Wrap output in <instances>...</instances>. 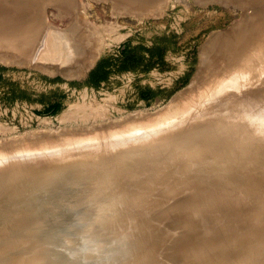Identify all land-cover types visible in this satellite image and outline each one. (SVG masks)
<instances>
[{
	"label": "rangeland",
	"instance_id": "rangeland-1",
	"mask_svg": "<svg viewBox=\"0 0 264 264\" xmlns=\"http://www.w3.org/2000/svg\"><path fill=\"white\" fill-rule=\"evenodd\" d=\"M132 3L130 1L115 2L114 0H75L68 11H63L55 4L54 6L53 4L41 5L38 16L28 30L27 49L16 46L0 48V59L2 57L0 60V264H64L65 260L70 257L77 264H204L200 261H205L206 258L209 261L208 264H230V262L231 264H264V197H262L264 196V130L259 131L264 126L261 127L260 120L254 118L253 121L252 118H250L252 120L248 118L249 121L247 119L249 128L244 130L248 135L246 137L245 133L242 135L243 129L241 131V128L236 129L238 131H235L231 137L225 133L224 145L221 146H224V149L230 146L228 153L226 152L227 155L225 151L223 154L221 148L218 154H214L212 148L209 147L211 141H205V143L196 141L190 146L186 145V141L190 138L202 139L203 130L205 132L219 131L218 122L222 123L221 120L225 116H211L210 120L213 123L207 120L211 124L209 129L206 127L194 129L186 122L185 125L182 122V128L178 127L180 130L176 128V131L173 128L171 132L170 129L173 124L177 125L185 119L186 115L192 118V112L187 111V108H181L182 110L177 113L174 108L183 101H180L179 96L193 87L199 69L203 68V63L215 60L202 72V76H207V78L215 74L212 73L215 68L220 69L226 63L228 53L221 50L214 54L213 46L224 35L248 27L255 13L259 10L264 11V0L250 1L249 7L245 0L232 2L223 0H132ZM114 4L117 7H114ZM52 35L67 37L74 45L76 52L68 62L63 64L55 58H43L44 49L47 43L51 42ZM38 55L42 56L38 58ZM217 63L218 67L215 66ZM100 65H102L100 68L105 76L104 79L97 83H89L90 76ZM250 68L252 70L249 74H246L248 68L239 71L237 75L240 80L234 76L237 80L234 79L233 82H238H235L236 85L230 84L231 87L227 85L230 82H223L225 79L229 81L231 77L227 79L226 76L220 75L222 78L219 77L220 80L217 78L220 83L221 81L223 83L220 84L218 81L216 82L218 85L214 83L216 95L220 90L219 87L223 85H227L230 89L226 86V88L222 87L227 92L219 91L220 96L219 93L216 96L214 91L211 96V89L208 90L211 97H216L214 99L208 95V103L214 106L209 107V111L211 108L216 110L214 108L221 103L229 105V110L232 109L231 106L238 107L232 104L230 106L229 103V97H234V92L236 96L240 91L256 85L257 92H264V53L254 58ZM242 82L245 84H239ZM233 89L236 91L233 92ZM250 99L252 102L258 100L253 107H264V102L260 103L264 99L259 100L253 94ZM203 101L205 100L201 103ZM200 105H196V109ZM228 107L223 109L228 111ZM184 109L186 112H191V115L185 113ZM238 110L232 111L235 116ZM217 111L218 113L225 112L221 108L220 112L219 109ZM214 112L209 113L213 115ZM229 112L225 115L231 114ZM219 117L221 119H218ZM174 118L178 120L177 124ZM242 119L247 125L248 121L245 118H241L237 123L240 122L239 125L242 126L244 124ZM226 120L224 123L228 124ZM224 126L226 127L224 124L221 125V128ZM144 127L147 128V132ZM165 130L175 136L167 135L168 132L164 134ZM173 131L177 133L181 131V133L177 135ZM257 131L259 134L256 133ZM157 135H163L162 143ZM148 138L156 140L153 142L154 147L151 144L148 145L151 143V139L147 140ZM220 140L212 144L218 145L217 142ZM141 142L147 143L142 144ZM139 145L143 147L140 148ZM162 146L166 148H161ZM171 146L174 148L177 146V150ZM145 147L149 149V152ZM207 147L210 148L209 151L203 150ZM234 147H236L235 150ZM153 149L162 150L164 153L153 152ZM134 150L135 152L144 151V154L139 152L135 155L133 159L137 161L131 159L130 164L133 169L121 176L124 183L117 182L116 178L108 177L105 172L115 168L116 161L124 160L126 162L124 165H129L130 159L127 163L126 155ZM97 151L103 156H98L100 153L95 154L98 153ZM159 153L162 155L157 157ZM188 153L199 158L209 157L210 153L214 155L210 156L213 157L212 159L209 157L210 163L190 160L193 162H191V167L189 160L185 161L188 157L184 160L185 162L178 161ZM76 157H81V160L80 158L77 160ZM217 158L220 159L216 160ZM166 170L168 175L176 173L177 177L171 175L169 177ZM178 173L193 176L190 185L187 186H190V189L193 187L194 191L185 188L186 183H181V179L180 182L177 181L180 184L175 182L183 176ZM97 175L100 176L102 187L95 193L90 192L97 196L93 201L85 198L84 194H86L88 185L92 183V179ZM232 179H234L233 182H231ZM227 182L231 183L227 184ZM236 182L237 187L241 186V188L235 187ZM119 183L122 185L119 186ZM257 183L261 184L262 190ZM229 184H232L235 192ZM244 186L245 188H242ZM78 189L80 191L74 200L70 204L67 203L64 198L71 195L73 190ZM246 189L248 193L251 192L249 198L245 197ZM217 191L222 194V197ZM223 191L227 194L226 196ZM254 191H260V193ZM148 192H151V195L157 193L156 197L155 195L153 197L143 196ZM215 192L218 194L216 197ZM241 193L244 201H241V196H238ZM62 195L65 197H60ZM212 195L213 200H217L216 204L212 203ZM41 197L44 198L40 199ZM54 197L60 198L53 201ZM40 200L45 202L42 203ZM129 200L132 202L127 205L132 209L135 208L134 212L132 209L128 212V215L132 212L130 217L127 215L128 218L122 221L115 220L110 223L112 225L108 226L102 222L96 224V220H91L97 211L103 213L108 219L115 215L118 216L119 213L125 211L123 203ZM167 201L169 203H165ZM217 202L225 205H219ZM231 202L237 206H233ZM260 202L263 206L259 205ZM32 204L38 205L39 208L25 212L24 209L35 206ZM197 204L198 207L203 208L200 214L199 210L194 208ZM103 206H105L104 209ZM190 209L192 212L195 210L196 218H194L195 214L192 216V212L189 217L188 210ZM226 212L227 215L229 214V216L226 215L227 217L224 216ZM234 214H236V219ZM243 214L246 216L243 217ZM215 217H218L217 220ZM225 218L231 221L226 222ZM181 219L183 226L180 225L179 220ZM183 219L187 220V223ZM219 219L221 220L218 221ZM222 220L226 223L224 224ZM90 221L91 224L94 225L95 222L96 225L88 228L84 224H89ZM238 221H241L240 224L237 223ZM227 223L235 224L231 228V224ZM251 223L256 227L250 225ZM46 224L51 226H45ZM81 226L88 230L84 231ZM103 226L106 231L96 238L98 239L96 242L105 247H102L99 254H95L85 245L84 236L90 231L92 237H95L98 228ZM235 227L237 229L234 230ZM77 229H80V232H76ZM165 229L169 234L160 232ZM236 230L238 231L234 232ZM158 231L159 233L154 236ZM146 232L150 234L146 235ZM138 234L142 237L141 240L145 241H140L145 246L139 242L137 244L132 242L131 239ZM167 235L168 237H165ZM124 237L127 239H123ZM36 246H40V253L34 261L30 258L32 256L30 248ZM106 247L111 252L104 253ZM249 248L254 251L255 256L254 259L251 255L253 260L251 262L249 258L247 259L250 254ZM113 252L118 255L112 261H108V255ZM77 254L79 257H76ZM21 256L27 257L26 260Z\"/></svg>",
	"mask_w": 264,
	"mask_h": 264
},
{
	"label": "bare ground",
	"instance_id": "bare-ground-1",
	"mask_svg": "<svg viewBox=\"0 0 264 264\" xmlns=\"http://www.w3.org/2000/svg\"><path fill=\"white\" fill-rule=\"evenodd\" d=\"M74 1L75 0H0V48H3V49H6V48H11V47H14V46H16L17 48L19 47V48H21V49H27L26 47H27V45H28V38L29 37H27V34H28V30H29V27H30V25L32 24V22L35 20V18L38 16V11L39 10H41L40 9V6L41 5H45V4H53V6H54V4L55 5H57L59 8H61L63 11H68V10H70L71 9V7H72V4L74 3ZM87 1V0H86ZM99 1V0H98ZM115 2L117 1V2H131V4H133L132 3V0H114ZM143 1H146V0H143ZM149 1H151V0H149ZM156 1V0H155ZM198 1V0H197ZM224 2H232V1H235V0H223ZM250 1H254V0H245V3H247L248 4V7H249V4H250ZM238 2V1H237ZM149 3V2H148ZM236 3V2H235ZM234 3V4H235ZM254 3V2H253ZM253 3H251V4H253ZM261 3H263V2H261ZM246 4V5H247ZM241 5H242V3H241ZM244 5V4H243ZM259 5V4H258ZM261 5V4H260ZM114 7H117V6H115V4L113 5ZM257 6V5H256ZM259 7V6H258ZM251 8V7H250ZM260 8V7H259ZM263 8V7H262ZM112 9H113V7H112ZM114 10V9H113ZM112 10V11H113ZM119 10V9H118ZM263 10H264V8H263ZM58 11V10H57ZM115 12V11H114ZM113 12V13H114ZM254 12H256L255 11V9H254ZM116 13V12H115ZM118 14V13H117ZM116 14V15H117ZM63 15V14H62ZM65 15V14H64ZM120 15V14H119ZM45 20V19H44ZM34 23V22H33ZM45 25V24H44ZM51 38V37H50ZM53 38V39H52ZM52 38H51V42L48 44L47 43V46H46V49H44L45 51H44V53H43V58L44 59H46V58H55V60H59L60 61V63H66V62H68L69 61V59H71L72 58V55H73V53H75L76 51H75V49L73 48V46L74 45H72L71 44V40L69 39V38H67V37H62V36H55V35H52ZM43 41V40H42ZM49 41V40H48ZM221 50H224L226 53H228L227 55V60H226V63H224L223 64V66H221V68L219 69H214L213 71H212V73H215V74H213V75H211V76H208V78H207V76L205 77V76H202V72L204 71V69L206 70L207 68H208V66L209 65H211L212 64V62L214 63V61L215 60H213L212 62H210V63H203V68H201V69H199V72H198V74H197V76H196V78H195V81H194V83H193V87L189 90V91H187V92H184V93H182L180 96H179V99H180V101H182V102H180V103H178L177 104V106H176V108H174V110L176 111H174L175 113H177L179 110H182L181 108H187V111H191L192 112V118H190V117H188L187 115L185 116V114H184V116H185V119H182V121H180L181 119H179V121L180 122H178V124H177V121L178 120H176L175 118L173 119L174 121H176V124L177 125H175V124H173V127L171 128L170 127V129H171V132H172V129L174 128V129H179L178 127H180L181 126V124H182V122L184 123V125L186 124V123H189V125L191 124V126H189V127H192V128H194V129H201V128H204V127H206V128H208L209 129V127L211 126V124L210 123H213V121L212 120H210V119H212L211 118V116H214L215 117V115H217V116H225V118L224 119H222L221 121H223L222 123H219L218 121H220V120H218V121H215L216 123L218 122V124L220 125V128H219V125H218V128H219V131H210V132H205V130H203L204 132H203V134L201 135V136H203L204 137V139H203V137H201L202 139H196V140H194V139H192V138H190L189 139V141H186V145L188 146H190L191 144H193V142H196V141H200L199 143H205V141H211L210 142V144L211 145H214V143L212 144V142H215L216 143V141L217 140H219V139H221L220 140V142L218 141L217 143H218V145L217 144H215L214 146H211L210 144H208V145H210L209 147L210 148H212L211 150L213 151V153L214 154H218L219 153V151H221L219 148H221L222 149V152L223 151H225V155H227L226 154V152H227V150H228V148L230 147H228L227 149H224L223 147L224 146H221L223 143H224V141H223V136H226L225 135V133H227V135H230V137L232 136V135H234V133H235V131L237 132L238 130H236V129H239V128H241L240 130L242 131V129H243V131L245 130L246 131V129H248L249 128V121L250 120H252L253 119V121H254V118L257 120H260V123H261V127H263L264 126V107H262V106H259V107H253V105L255 104V103H257L258 102V100H256V101H253L252 102V100L250 99V96H251V94H253V95H255V96H257V99H259V100H261V99H264V92L263 91H261V92H257L256 91V87H257V85L255 86V87H249V88H247V89H245V90H242V91H240V93L238 94L237 93V95L235 96V92L234 91H236V90H234L233 89V92H234V97L233 96H231V97H229L230 98V106H231V104L232 105H236V106H238V107H232L231 106V108L233 109H231L232 111H236V110H238L237 112H236V115L237 116H235V113H233L231 110H229V105L228 106H226L225 104H223V103H221V104H217V107H215L214 109H216V110H212V108L210 109V111H211V113L212 112H214V111H216L217 113H218V109H219V112H220V108L222 109V111H225L224 113H216V112H214L213 113V115L211 114V113H209L210 111H209V107H214L213 105H211L210 103H208L209 101H208V99L207 98H209V96L211 95H213L212 94V91H214V93H215V95H216V92H215V87H214V83H216L217 81H218V79L217 78H219V77H221L222 78V76H220V75H224V76H226L227 77V79H229V77H231L230 78V80L229 81H227L226 79L225 80H223V82L224 81H226V82H230L229 84H227V85H229L230 87H231V85L230 84H233V85H236L235 84V82H238V81H235V82H233L234 81V79L235 80H237L236 78L238 77V80H240L239 79V76L237 75L238 73H239V71H242L243 69L245 70L246 68H248L249 70H248V73H246V74H249L250 72H251V70H252V68H250V66H252L253 65V62H254V58L256 57V56H260V54H262V53H264V11H260L259 10V12H257V13H255V16L250 20V23H249V26L248 27H246V28H244V29H240V30H238V31H235V32H233V33H228L227 35H224L223 37H221L220 38V40H219V42H217L214 46H213V52H214V54H217L218 52H220ZM12 51V50H11ZM204 55V54H203ZM39 56V55H38ZM40 56H42V55H40ZM40 56L38 57V58H40ZM7 57H9V56H7ZM7 57L5 58V59H7ZM262 57V56H261ZM4 58V57H3ZM10 58V57H9ZM38 58H36V59H38ZM1 59H2V57H1ZM0 59V60H1ZM12 59V58H11ZM42 59V58H41ZM4 60V59H3ZM10 60V59H9ZM10 62V61H9ZM258 63V62H257ZM9 64V63H8ZM215 66L216 67H218V63L217 64H215ZM259 68V67H258ZM247 71V70H246ZM237 75V76H236ZM243 75V74H242ZM234 76L236 77V78H234ZM202 77H204L203 79H202ZM244 77V79H245V76H243ZM242 77V78H243ZM221 78H219V80L221 79ZM224 78V77H223ZM202 79V80H201ZM233 79V80H232ZM243 79V80H244ZM219 83H220V81H218ZM222 81H221V83L220 84H222L223 83ZM233 82V83H232ZM262 82V81H261ZM264 82V81H263ZM262 82V83H263ZM244 82H242V83H239V84H243ZM217 84V83H216ZM245 84V83H244ZM218 85V84H217ZM227 85H225L226 87H228ZM238 85V84H237ZM224 85L223 86H221V87H219L220 88V90L218 89V86H217V89L219 90V91H224V90H226V89H222V87H224V88H226ZM259 86V85H258ZM260 86H262V85H260ZM259 86V87H260ZM212 87V88H211ZM230 87H228V89H230ZM241 87H242V85H241ZM258 87V88H259ZM264 87V86H263ZM262 87V88H263ZM239 88V87H238ZM211 89V90H210ZM235 89H237V88H235ZM252 89H255V91H252ZM208 90H210V92H211V94L209 95V93H208ZM240 90V89H239ZM257 90H259V89H257ZM264 90V89H263ZM219 91H217L218 93H219V96H220V93L221 92H219ZM225 93L227 92V91H224ZM218 93H217V95H218ZM223 93V92H222ZM229 93H231V91L229 92ZM233 93H231V95H232ZM209 95V96H208ZM216 95V96H217ZM210 96V97H211ZM218 96V97H219ZM226 96V95H225ZM182 97V98H181ZM214 97V96H213ZM213 97H211V98H213ZM252 98H253V96H252ZM255 98V97H254ZM214 99H216V97H214ZM219 99V98H218ZM225 99V98H224ZM176 100H178V98L176 99ZM197 100V101H196ZM202 100H205V101H203V103H201V101ZM210 100V99H209ZM211 100H213V99H211ZM200 101V102H199ZM214 101V100H213ZM216 102H217V100H215ZM226 102V101H225ZM262 102H264V101H261L260 103H262ZM199 104H201L200 106L202 107H198L197 109H196V107L199 105ZM203 104V105H202ZM197 105V106H196ZM208 106V107H207ZM225 106V107H224ZM226 107H228V111L226 110V109H223V108H226ZM196 110H195V109ZM199 108H200V110H199ZM238 108V109H237ZM194 109V110H193ZM183 111H185V109L183 110ZM231 112V114H233V115H231V114H227V115H225L226 114V112L228 113V112ZM191 112H186L185 111V113H187L188 115H189V113H190V115H191ZM229 112V113H230ZM174 113V114H175ZM208 114V115H207ZM211 114V115H210ZM210 115V116H209ZM177 116V115H176ZM175 116V117H176ZM178 116H179V114H178ZM183 116V117H184ZM208 116H209V118H208ZM243 116V117H242ZM180 117V116H179ZM193 117H195V118H193ZM245 118L246 120L249 118H252V119H248L247 121V125H245L246 123H245V121H243V119L241 120V121H243L244 122V124H242V126H240L239 125V123H237V121H239L240 119H236V118ZM177 118V117H176ZM187 118V119H186ZM190 118V119H189ZM226 118L228 119V120H226ZM210 120V121H212V122H210L209 123V121H207V120ZM218 119H221L220 117L218 118ZM213 120H214V118H213ZM224 120H226V121H228V122H226V123H228V124H225L224 123ZM164 122V121H163ZM166 122V121H165ZM186 122V123H185ZM168 123V122H167ZM173 123V122H172ZM171 123V124H172ZM238 125H237V124ZM255 123V122H254ZM256 123H258V122H256ZM155 124V123H154ZM153 124V125H154ZM163 124V123H162ZM169 124H170V121H169ZM215 124V123H214ZM223 124L224 125H226V127L224 126V127H222V128H224V129H222L221 128V125L223 126ZM147 125H149V124H147ZM258 125V124H257ZM260 125V124H259ZM263 125V126H262ZM162 126V125H161ZM169 126V125H168ZM216 126V125H215ZM183 126H181V128H182ZM186 127V126H185ZM227 127H229V128H227ZM248 127V128H247ZM253 127V126H252ZM145 128V127H144ZM150 128V127H149ZM167 128V127H166ZM191 128V129H192ZM251 128V127H250ZM146 129L147 128H145V131H146ZM165 129V128H164ZM170 129H169V131H170ZM177 129H176V131H177ZM211 129V128H210ZM150 130V129H149ZM167 130V129H166ZM165 130V133L164 134H166V132H168V134L167 135H169L170 134V136L172 135V133L171 132H169V131H166ZM180 130V129H179ZM188 130V129H187ZM250 130V129H249ZM256 130H258V128L256 127ZM262 130H264V128H260V130L259 131H262ZM144 131V130H143ZM182 131V130H181ZM181 131H180V133H181ZM184 131V130H183ZM189 131V130H188ZM188 131H185V132H188ZM240 131V132H241ZM242 131V135H244V133H245V131L243 132ZM138 132V131H137ZM147 132V131H146ZM174 133H177V132H175V131H173ZM131 133V132H130ZM162 133V134H163ZM173 133V134H174ZM179 133V131H178V133H177V135H179L180 134ZM212 134V133H214L213 135H210V136H208L207 134ZM252 133V132H251ZM256 133H258V131L256 132ZM150 134V133H149ZM163 134V135H164ZM238 134V133H237ZM240 134V133H239ZM239 134H238V136H239ZM259 134V133H258ZM115 135V134H114ZM123 135V134H122ZM127 135V134H126ZM128 135H130L129 133H128ZM154 135V134H153ZM163 135L161 136H159V135H157V136H155V137H157V138H161V137H163ZM166 135V136H167ZM116 136V135H115ZM151 136V135H150ZM165 136V135H164ZM173 136H175V135H172V137ZM240 136H241V134H240ZM246 136H248V135H246V133H245V137ZM263 136V135H262ZM130 137V136H129ZM141 137V136H140ZM152 137V136H151ZM154 137V138H155ZM167 137H169V136H167ZM167 137H165V138H167ZM171 137V138H172ZM229 137V139L231 140V138ZM243 137V136H242ZM245 137H243V138H245ZM106 138V137H105ZM121 138V137H120ZM164 138V137H163ZM125 139V138H124ZM127 139H128V137H127ZM130 139V138H129ZM149 139H151V138H148L147 140H149ZM228 139V140H229ZM234 139V138H233ZM239 139L240 140H242L240 137H239ZM246 139V138H245ZM259 139V138H258ZM101 140V139H100ZM99 140V141H100ZM104 140V139H103ZM147 140H144V141H147ZM152 140V141H151ZM150 140V142L151 143H149L148 145H153V147L155 146L154 144H153V142L154 141H156L155 139L153 140V139H151ZM159 140H161V143H162V138L161 139H159ZM164 141H166L165 139H163ZM181 140V139H180ZM215 140V141H214ZM114 141H116V140H114ZM120 141V140H119ZM134 141V140H133ZM132 141V142H133ZM158 141V140H157ZM236 142H237V140H235ZM243 141V140H242ZM122 142V141H121ZM160 142V141H159ZM177 142H179V141H177ZM98 143V142H97ZM110 143V142H109ZM135 143V142H134ZM142 143V142H141ZM144 144L145 143H147V142H143ZM142 143V144H143ZM161 143H159V144H161ZM176 143V142H175ZM174 143V144H175ZM244 143V142H243ZM106 144V143H105ZM112 144V143H111ZM114 144V143H113ZM130 144V143H129ZM163 144H165L164 142H163ZM177 144V146H179L178 145V143H176ZM181 144H183L182 142H181ZM180 144V145H181ZM238 144H240V143H238ZM237 144V145H238ZM86 145V144H85ZM126 145V144H125ZM135 145V144H134ZM147 145V144H146ZM157 145H158V142H157ZM171 145H173V144H171ZM184 145V144H183ZM208 145H206V146H208ZM217 145V146H216ZM224 145V144H223ZM255 145V144H254ZM70 146V145H69ZM118 146V145H117ZM140 146V145H139ZM145 146V145H144ZM170 146V144L168 145V147ZM174 146V145H173ZM173 146H171V147H173ZM177 146H176V148H174L173 147V149L174 150H177ZM232 146V145H231ZM78 147V146H77ZM128 147H131V148H133L132 146H128ZM127 147V148H128ZM141 147H143V146H140V148ZM148 147V146H147ZM147 147H145V149H147ZM150 147V146H149ZM152 147V146H151ZM241 147V146H240ZM65 148V147H64ZM92 148V147H91ZM102 148V147H101ZM105 148V147H104ZM116 148V147H115ZM118 148V147H117ZM121 148V147H120ZM123 148H125L126 149V147H123ZM137 148H138V146H137ZM137 148H136V150H137ZM140 148H138L139 150H140ZM161 148H166V147H164V146H162ZM178 148H180V147H178ZM210 148H208L207 147V149L206 148H204L203 150H210ZM214 148V149H213ZM232 148H233V146H232ZM231 148V149H232ZM235 148L236 147H234V150H235ZM87 149H89V148H87ZM103 149V148H102ZM124 149V150H125ZM129 149V148H128ZM133 149H135V148H133ZM133 149H131V150H133ZM142 149H144V148H142ZM144 149V150H145ZM157 149H159V148H157ZM163 149V150H164ZM172 149V148H171ZM170 149V150H171ZM196 149V148H195ZM257 149V148H256ZM59 150V149H58ZM91 150V149H90ZM93 150H94V148H93ZM104 150V152H106V150L105 149H103ZM113 150V149H112ZM112 150H110V151H112ZM117 149H115V151H116ZM130 150V149H129ZM154 150V149H153ZM161 150V149H160ZM76 151V150H75ZM92 151V150H91ZM96 151V150H95ZM143 151V150H142ZM147 151L149 152V149H147ZM151 151V150H150ZM155 151H158V152H161L162 153V150L161 151H159V150H154L153 152H155ZM173 151V150H172ZM231 152L233 151V150H230ZM78 152V151H77ZM98 152V151H97ZM103 152V151H102ZM103 152V153H104ZM118 152V151H117ZM116 152V153H117ZM128 152V151H127ZM139 152H141V151H139ZM138 151L137 152H135V150L133 151V152H129L128 153V155H126L127 157H126V159H127V163H128V159H130V161H129V165L127 164H125L124 165V163H126V162H124V160H118V159H116V160H118V161H116L113 165L115 166V168L113 167V168H111V169H109V171L107 170V172H105L107 175H108V177H112V178H116V181L118 182V181H120V182H122V183H124V181H122V180H124V179H122V175H124V174H128V172L129 171H131L132 169H133V167L131 166L132 164H130L131 163V159H133L134 157H135V155H137L138 153H139ZM144 152V151H143ZM143 152H141V153H143ZM153 152L151 153L152 155H153ZM221 152V153H222ZM66 153V152H65ZM76 153V152H75ZM81 153V152H80ZM79 153V154H80ZM87 153V152H86ZM100 153V154H99ZM107 153L109 154V151H107ZM106 153V154H107ZM115 153V154H116ZM140 153V154H141ZM157 153V152H156ZM164 153V152H163ZM162 153V154H163ZM166 153H168L167 152V150H166ZM228 153V152H227ZM69 154V153H68ZM88 154V153H87ZM95 154H99L98 156H103L102 154H101V152H98V153H95ZM117 154H119V152L117 153ZM144 154V153H143ZM142 154V155H143ZM145 154H146V152H145ZM148 154V153H147ZM155 154V153H154ZM162 154H158V156L157 157H159V155H162ZM191 155V153H188V154H185V155H183L184 157H179L180 159L178 160V161H180L181 162V160H183V162H185V161H188V163L190 162H192V161H190V160H197L198 161V163L200 162V163H210L209 161L213 158H211L210 156L212 155H214V154H211L210 153V160H209V157H201V158H199V157H193V155H191L192 156V158L190 159V155ZM192 154H193V150H192ZM223 154H224V152H223ZM62 155V154H61ZM83 155V154H82ZM90 155V154H89ZM104 155H105V153H104ZM120 155V154H119ZM244 155V154H243ZM248 155V154H247ZM63 156V155H62ZM61 156V157H62ZM108 157L110 156V155H107ZM107 156H106V158H107ZM145 156V155H144ZM143 156V157H144ZM67 157V156H66ZM68 157H70V155L68 156ZM85 157H87L86 155H85ZM139 157V156H138ZM152 157V159H153V156H151ZM156 157V156H155ZM188 157V158H187ZM45 158V157H44ZM64 158V157H63ZM78 158H80V160H81V157H76V159L78 160ZM84 158V157H83ZM95 158H97L96 157V155H95ZM117 158V157H116ZM124 158H125V155H124ZM140 158V157H139ZM145 158H147V156L145 157ZM144 158V159H145ZM187 158V159H186ZM227 158V157H226ZM236 158V157H235ZM100 159V158H99ZM114 159V158H113ZM143 159V158H142ZM141 159V160H142ZM152 159H150L149 158V160H152ZM176 159H178V158H176ZM186 159V160H185ZM218 159H220V158H217L216 160H218ZM32 160V159H31ZM84 160L86 161V158H84ZM133 160H136V159H133ZM185 160V161H184ZM137 161V160H136ZM139 161H140V159H139ZM176 161V160H175ZM114 162V161H113ZM135 161H133V163H134ZM148 162V161H147ZM24 163V162H23ZM139 163H141V162H139ZM187 162H186V164H187V166L189 165ZM193 163V162H192ZM192 163H191V167H192ZM197 163V162H196ZM219 163V162H218ZM17 164V163H16ZM15 164V165H16ZM111 164V163H110ZM184 164V163H183ZM185 164V165H186ZM194 164H195V162H194ZM221 164V163H220ZM234 164V163H233ZM18 165V164H17ZM24 165V164H23ZM28 165V164H27ZM29 165H31L30 163H29ZM19 166H20V164H19ZM47 166V165H46ZM112 166V165H111ZM166 166V165H165ZM182 166H184V165H182ZM189 166V167H190ZM194 166V165H193ZM7 167V166H6ZM186 167V166H185ZM232 167V166H231ZM110 168V167H109ZM136 168V167H135ZM184 168V167H183ZM255 168V167H254ZM185 169V168H184ZM183 169V170H184ZM159 170H161V168L159 169ZM144 171V170H143ZM167 171V170H166ZM160 172V171H159ZM193 172V171H192ZM260 172H262V171H260ZM167 173V175H168V171L166 172ZM247 173V172H246ZM147 174V173H146ZM178 174H180V173H178ZM163 175V174H162ZM164 175H166L165 173H164ZM170 175L171 174H169L168 176L170 177ZM181 176L183 175V174H180ZM208 175V174H207ZM247 175H249V174H247ZM251 175V174H250ZM155 176V175H154ZM168 176H166L167 178H169ZM171 176H176V173H175V175H171ZM204 176H206V175H204ZM253 176V175H252ZM121 177V178H120ZM177 177V176H176ZM180 177V176H179ZM99 178H100V176L99 175H97V176H95L93 179H92V183H90L89 185H88V187L86 188V194H84V197L85 198H88V199H90V200H93L94 201V199L97 197L96 195H93V194H90V192H93V193H95L96 192V190H98V189H100L101 187H102V183L100 182V180H99ZM165 178V177H164ZM174 177H172V179H173ZM200 178H202V177H200ZM148 179V178H147ZM166 179V178H165ZM175 179V178H174ZM180 179H181V183H186L185 184V188H189L190 189V186L188 187L187 185H190V180L191 179H193V176H182L181 178H178V179H176V183L178 184L179 182H180ZM136 180V179H135ZM138 180V179H137ZM233 180L234 179H232V181L231 182H233ZM162 181V180H161ZM177 181H179V182H177ZM183 181V182H182ZM230 181V180H229ZM142 182V181H141ZM145 182H146V180H145ZM148 182V181H147ZM163 182V181H162ZM161 182V183H162ZM166 182H167V180H166ZM174 182V183H175ZM188 182V183H187ZM231 182H227V184L228 183H231ZM235 182V181H234ZM116 183V182H115ZM158 183V182H157ZM171 183V182H170ZM153 184H155V183H153ZM180 184V183H179ZM240 184V183H239ZM238 184V185H239ZM258 184V183H257ZM256 184V185H257ZM120 185H122V184H120L119 183V186ZM126 185V184H125ZM233 185H234V183H233ZM236 185V186H235ZM234 186L235 187H237V182H236V184H235ZM241 185V184H240ZM259 185V184H258ZM132 186V185H131ZM229 186H232V184L230 185L229 184ZM122 187V186H121ZM228 187V186H227ZM234 187V188H235ZM238 187H240L241 188V186H238ZM237 187V188H238ZM248 187H250V186H248ZM253 187V186H252ZM252 187H251V189H252ZM259 188L261 187V184L258 186ZM257 187V188H258ZM193 188V187H192ZM190 189V190H193V189ZM222 188V187H221ZM226 188V187H225ZM242 188H245V186L244 187H242ZM258 188V189H259ZM88 189V190H87ZM195 189V188H194ZM198 189V188H197ZM196 189V190H197ZM236 189V188H235ZM239 189V188H238ZM261 190H262V187L260 188ZM259 189V190H260ZM186 190V189H185ZM184 190V191H185ZM217 190V189H216ZM227 190V189H226ZM229 190H231V187H229ZM253 190H255L254 189V187H253ZM252 190V191H253ZM78 191H80L79 189L78 190H73V193L71 194V195H69V196H67V197H65V196H60V197H65L64 199L67 201V203H71L73 200H74V198L76 197V195L78 194ZM194 191V190H193ZM218 191H219V188H218ZM218 191H217V193H218ZM232 191H233V186H232ZM239 191V190H238ZM224 192V191H223ZM228 192V191H227ZM233 192H235V191H233ZM232 192V193H233ZM246 192H247V189H246ZM254 192H256V191H254ZM257 192H259L260 193V191H257ZM256 192V193H257ZM263 192V191H262ZM261 192V193H262ZM129 193V192H128ZM131 193V192H130ZM220 193V192H219ZM218 193V194H219ZM221 193H222V189H221ZM220 193V194H221ZM117 194V193H116ZM127 194V193H126ZM155 194H157V193H153V195H155ZM160 194V193H159ZM162 194V193H161ZM218 194H216V192L214 193V196L216 197V195L218 196ZM220 194H219V196H220ZM228 194H229V192H228ZM246 194V193H245ZM245 194H243V196H245ZM249 194H251V192L250 193H248L247 192V194H246V196L245 197H248L249 198ZM48 195V194H47ZM81 195V194H80ZM153 195H151V192L149 193H144L143 194V196H152L153 197ZM224 195L226 196L227 194H225V192H224ZM259 195V194H258ZM122 196H124V195H122ZM129 196V195H128ZM206 196V195H205ZM238 196H241V201L243 200V198L244 197H242V193H241V195H238ZM252 196V195H251ZM251 196H250V198H251ZM60 197H57V198H55V199H53V201H55V200H58ZM132 197V196H131ZM137 197V196H136ZM147 197V198H148ZM155 197H156V195H155ZM196 197V196H195ZM207 197V196H206ZM209 197V196H208ZM220 197H222V194H221V196ZM219 197V198H220ZM261 197V196H260ZM262 197H264V196H262ZM42 198H44V197H41L40 199H42ZM126 198V197H125ZM124 198V200H126ZM210 198V197H209ZM238 198V197H237ZM255 198V197H254ZM258 198V197H257ZM130 199V198H129ZM155 199V198H154ZM181 199V198H180ZM208 199V198H207ZM212 200L214 199L213 198V195H212V198H211ZM222 199V198H221ZM239 199V198H238ZM118 200V199H117ZM131 200V199H130ZM126 201L125 203H123V204H125V211H123V212H121V213H119V215L118 216H114L115 217V219H114V217H111V219H108V218H106L105 216H104V214L103 213H101L100 211H97V212H95V216L91 219L92 221H95L96 220V224H98L99 222H102V224L104 223L106 226H108V225H112V224H110L111 222H113V221H118V220H120V221H122L124 218H126L127 217V215H128V212H130L131 211V206H129V205H127L129 202H132V201ZM175 200H178V199H175ZM174 200V201H175ZM193 200V199H192ZM210 200V199H209ZM218 200H220V199H218ZM246 200V199H245ZM42 203H44L45 201H42V200H40ZM183 202H184V200H182ZM191 201V200H190ZM201 201H203V200H201ZM217 201V200H216ZM215 200H213L212 201V203L214 202V204H216L215 202H216ZM221 201V200H220ZM239 201V200H238ZM244 201V200H243ZM250 201H252L253 202V200H250ZM256 201H258V200H256ZM264 201V200H263ZM262 201V202H263ZM176 202V201H175ZM204 202H209V201H204ZM248 202V201H247ZM165 203H169L168 201L167 202H165ZM191 203V202H190ZM198 203H200V202H198ZM211 203V204H212ZM217 203H219V202H217ZM221 203H222V201H221ZM221 203H219V205H223V204H221ZM232 203V202H231ZM231 203H229L230 205H231ZM238 203V202H237ZM236 203V204H237ZM264 203V202H263ZM155 204V203H154ZM176 204V203H175ZM178 204V203H177ZM207 204V203H206ZM233 204V206H235L234 205V203H232ZM255 204H258V203H256L255 202ZM32 205H35V206H32V207H29V208H26V209H24V211L26 212H28L29 210H33V211H35L36 209H38L39 207H37L38 205H36V204H32ZM112 205V204H111ZM160 205V204H159ZM163 205V204H162ZM165 205V204H164ZM181 205V204H180ZM184 205V204H183ZM188 205V204H187ZM193 205V204H192ZM225 205V204H224ZM259 205H261V206H263V204H261V202H260V204ZM123 206V205H122ZM201 206V205H200ZM209 206V205H208ZM207 206V207H208ZM237 206V205H236ZM235 206V207H236ZM100 207V206H99ZM104 207L105 206H103V209H104ZM121 207V206H120ZM161 207V206H160ZM174 207V206H173ZM172 207V208H173ZM193 207V206H192ZM196 207H198V204H197V206H194V208H195V210H199V212L198 211H196V212H198L199 214H200V212H201V210H203V208L201 209L200 207H198L197 209H196ZM205 207V206H204ZM215 207H217V206H215ZM226 207V206H225ZM162 208H163V206H162ZM168 208V207H167ZM213 208H214V206H213ZM218 208V207H217ZM216 208V209H217ZM229 208V207H228ZM260 208V207H259ZM135 209V208H134ZM134 209H132V211L134 212L135 210ZM169 209V208H168ZM177 209V208H176ZM180 209H181V207H180ZM185 209V208H184ZM188 209V208H187ZM192 209V208H191ZM191 209L190 210H188L189 212H188V214L190 215L189 217H191ZM219 209H220V207H219ZM221 209H223V207L221 208ZM226 209H227V207H226ZM226 209H224V210H226ZM233 209V208H232ZM231 209V210H232ZM255 209V208H254ZM195 210H194V212H192V216H193V214H195ZM204 210H205V208H204ZM210 210V209H209ZM213 210H215V209H213ZM230 210V211H231ZM234 210V209H233ZM261 210V209H260ZM212 211V210H211ZM218 211V210H217ZM220 211V210H219ZM227 211V210H226ZM112 212V211H111ZM185 212V211H184ZM205 212H206V210H205ZM224 212V211H223ZM228 212H229V210H228ZM233 212V211H232ZM97 213V214H96ZM187 213V212H186ZM212 213V212H211ZM214 213H215V211H214ZM221 213V212H220ZM219 213V215L221 216V214ZM233 213H235V212H233ZM113 214V213H112ZM138 214V213H137ZM155 214V213H154ZM187 214V215H188ZM202 214L204 215V212L202 211ZM201 214V215H202ZM206 214V213H205ZM217 214H218V212H217ZM236 214H237V212H236ZM236 214H234V216H235V219L237 218L236 217ZM93 215V214H92ZM132 215V212L128 215L129 217ZM158 215V214H157ZM197 214H195V217L194 218H196L197 216H196ZM227 215V212H226V214L224 215V216H226ZM231 215H233V214H231ZM153 216V215H152ZM184 216V215H183ZM214 216V215H213ZM212 216V217H213ZM217 216V215H216ZM220 216H219V218H220ZM227 216H229V214L227 215ZM226 216V217H227ZM234 216H232V217H234ZM244 216H246V214L244 215L243 214V217ZM258 216H261V215H258ZM185 217H186V215H185ZM188 217V216H187ZM223 217V216H222ZM254 217V216H253ZM128 218V217H127ZM164 218V217H163ZM162 218V219H163ZM194 218H192L193 220H194ZM198 218H199V216H198ZM216 218H218V217H215V219ZM229 218V217H228ZM240 218H242L241 216H240ZM246 218V217H245ZM244 218V219H245ZM161 219V218H160ZM185 219H189V218H185ZM185 219H183V221L185 220ZM191 219V218H190ZM202 219V218H201ZM214 219V218H213ZM212 219V220H213ZM227 218H225V220H226ZM230 219H232L231 217H230ZM230 219H228V220H226V222L228 221L229 222V220ZM234 219V218H233ZM234 219V220H235ZM249 219V218H248ZM167 220V219H166ZM196 220V219H195ZM199 220V219H198ZM197 220V221H198ZM217 220V219H216ZM221 219H219L218 221H220ZM225 220H222L223 222L225 221ZM255 220H257V219H255ZM263 220H264V218H263ZM262 220V221H263ZM159 221V220H158ZM165 221V220H164ZM180 221V225H182L183 226V223L181 222L182 221V219L181 220H179ZM191 222H192V220H190ZM221 221V222H222ZM231 221V220H230ZM233 221V220H232ZM237 221V220H236ZM241 221H243V218L241 219ZM240 221V222H241ZM248 221H251V220H248ZM125 222V221H124ZM123 222V223H124ZM130 222V221H129ZM162 222V221H161ZM184 222H186L187 223V220H185ZM194 222V221H193ZM226 222H224V224L226 223ZM234 222V221H233ZM232 222V223H233ZM240 222L238 221L237 223L238 224H240ZM245 222H246V220H245ZM253 222V221H252ZM254 222H256V223H258L257 221H254ZM261 222V221H260ZM119 223V222H118ZM122 223V222H121ZM120 223V224H121ZM165 223V222H164ZM179 223V222H178ZM214 223H216L215 221H214ZM232 223H227L228 225H230L231 224V228H233L232 226H234V224L232 225ZM236 223V224H237ZM262 223V222H261ZM95 224V222H94V225L93 224H91V221H90V223L89 224H84L86 227H88V228H90V227H93V226H95L96 225ZM100 224V223H99ZM146 224V223H145ZM189 224V223H188ZM223 224V225H224ZM242 224H244V222H242ZM43 226H44V224H42ZM144 225V224H143ZM148 225V224H147ZM147 225H146V227H147ZM160 225V224H159ZM162 225H164V224H162ZM169 226H171L172 227V225H170V224H168ZM176 225V224H175ZM184 225L186 226L187 224H185L184 223ZM222 225V224H221ZM250 225H252V223L250 224ZM256 225V224H255ZM45 226H51V225H49V224H46ZM130 226H132V225H130ZM161 226V225H160ZM215 226V225H214ZM219 226H220V224H219ZM219 226H217V227H219ZM226 226V225H225ZM237 226V228H238V225H236ZM253 226V225H252ZM259 226V225H258ZM82 227V226H81ZM162 227V226H161ZM164 227V226H163ZM166 227V226H165ZM168 227V226H167ZM187 227V226H186ZM253 227H256V226H253ZM260 227V226H259ZM85 227H82V229L84 230V231H86V230H88V228H85ZM105 227L103 226V227H99L98 228V230L96 231V235H94L95 237H93L95 240H98V239H96V238H98V237H100L106 230L104 229ZM119 228V227H118ZM125 228V227H124ZM160 228V227H159ZM183 228V227H182ZM185 228V227H184ZM236 227L234 228V230L235 229H237ZM116 229H117V227H116ZM147 229H148V227H147ZM167 229V228H166ZM166 229H165V231H160V232H166L167 234H169L167 231H166ZM175 230H176V228H174ZM179 229H181V227L179 228ZM214 229V228H213ZM220 229V228H219ZM218 229V230H219ZM226 230H227V226H226V228H225ZM256 229V228H255ZM80 229H77L76 230V232L77 231H79ZM82 230V231H83ZM154 230V229H153ZM158 230V229H157ZM178 230V229H177ZM176 230V231H177ZM221 230L222 231H224L222 228H221ZM225 230V231H226ZM232 230V229H231ZM140 231H141V229H140ZM152 231V229L150 230V232ZM155 231V230H154ZM217 231V230H216ZM238 230H236V231H234V232H237ZM80 232V231H79ZM39 233V232H38ZM115 233H117V232H115ZM133 233V232H132ZM141 233V232H140ZM144 233H145V230H144ZM147 233V232H146ZM159 233V231L154 235V236H156L157 234ZM181 233V232H180ZM218 233V232H217ZM220 233H223V232H220ZM40 234V233H39ZM131 234V233H130ZM142 234V233H141ZM148 234H150V233H147L146 235H148ZM152 234V233H151ZM163 234V233H162ZM162 234H161V236H162ZM219 234V233H218ZM128 235V234H127ZM164 235V234H163ZM166 235V234H165ZM105 236V235H104ZM103 236V237H104ZM113 236V235H112ZM140 236V234H138V236H136V237H134V238H132L131 240H132V242L134 243L135 242V244H137L138 242L139 243H141L142 241L143 242H145L144 240H141L142 239V237H139ZM170 236V235H169ZM40 237V236H39ZM111 237V236H110ZM115 237V236H114ZM116 237H117V235H116ZM120 237V236H119ZM128 237V236H127ZM153 237V236H152ZM165 237H168V235L167 236H165ZM157 238H158V236H157ZM111 239V238H110ZM101 241V240H100ZM141 241V242H140ZM169 241V240H168ZM102 242H104V241H102ZM131 242V243H132ZM147 242V241H146ZM142 244V246L144 245L143 243H141ZM141 244H140V247H141ZM31 245V244H30ZM104 246V245H103ZM145 246V245H144ZM166 246H167V244H166ZM105 247V246H104ZM30 248V247H29ZM112 248V247H111ZM139 248V247H138ZM142 248V247H141ZM141 248H139V249H141ZM31 249V253H32V256L30 257L32 260H37V258H38V254L40 253V246H36V247H34V248H30ZM105 250H104V253L106 252V253H108V252H111L110 250H109V248H104ZM143 249V248H142ZM249 250H250V248H249ZM138 251H140V250H138ZM137 251V252H138ZM55 253V252H54ZM214 253V252H213ZM249 256H247V259L249 260V262H251V261H253L252 259H251V255L253 256V258L255 257L254 256V251L253 250H250L249 251ZM138 254V253H137ZM137 254H135V255H137ZM43 255V254H42ZM134 255V254H133ZM134 255V256H135ZM207 255V254H206ZM30 256V255H29ZM194 256H197V255H194ZM76 257H79V254H77L76 255ZM256 257H258L259 258V256L258 255H256ZM21 258L22 259H24V260H26V258L27 257H25V258H23V256H21ZM197 258V257H196ZM196 258H194V259H196ZM215 258H217L216 256H215ZM219 258V257H218ZM236 258H238V257H236ZM246 258H245V260H247ZM255 259V258H254ZM201 260H202V258H201ZM220 260V259H219ZM19 261H20V259H19ZM235 262V261H234ZM260 262V261H259ZM200 263H204V264H208L209 263V261H208V259L206 258V260L205 261H203L202 260V262L200 261ZM233 263V262H232ZM23 264V263H22ZM64 264H77V262L76 261H74V260H72V258L70 257L69 259H67V260H65V262H64ZM230 264H231V262H230ZM241 264V263H240Z\"/></svg>",
	"mask_w": 264,
	"mask_h": 264
},
{
	"label": "clouds",
	"instance_id": "clouds-1",
	"mask_svg": "<svg viewBox=\"0 0 264 264\" xmlns=\"http://www.w3.org/2000/svg\"><path fill=\"white\" fill-rule=\"evenodd\" d=\"M123 239H127V237H124ZM84 243L88 247L89 250L93 251L95 254H99L100 250L102 249V245L98 244L96 240L92 237L90 231L86 232L84 236ZM118 255V253H110L107 257L108 261H112L113 258Z\"/></svg>",
	"mask_w": 264,
	"mask_h": 264
},
{
	"label": "trees",
	"instance_id": "trees-1",
	"mask_svg": "<svg viewBox=\"0 0 264 264\" xmlns=\"http://www.w3.org/2000/svg\"><path fill=\"white\" fill-rule=\"evenodd\" d=\"M100 67H102V65H100L99 68L90 76L89 83L91 82L97 83V81L104 79L105 76L103 75V71L101 70Z\"/></svg>",
	"mask_w": 264,
	"mask_h": 264
}]
</instances>
